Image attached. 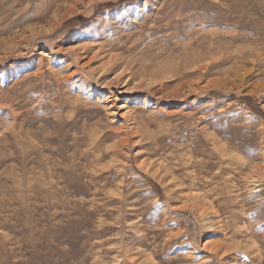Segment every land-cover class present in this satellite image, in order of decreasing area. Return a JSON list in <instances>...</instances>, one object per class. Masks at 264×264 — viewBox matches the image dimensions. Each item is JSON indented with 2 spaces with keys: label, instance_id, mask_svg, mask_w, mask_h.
<instances>
[{
  "label": "rangeland",
  "instance_id": "374dc122",
  "mask_svg": "<svg viewBox=\"0 0 264 264\" xmlns=\"http://www.w3.org/2000/svg\"><path fill=\"white\" fill-rule=\"evenodd\" d=\"M0 264H264V0H0Z\"/></svg>",
  "mask_w": 264,
  "mask_h": 264
},
{
  "label": "bare ground",
  "instance_id": "6f19581e",
  "mask_svg": "<svg viewBox=\"0 0 264 264\" xmlns=\"http://www.w3.org/2000/svg\"><path fill=\"white\" fill-rule=\"evenodd\" d=\"M56 9H57V8H56ZM161 13H162V12H161ZM165 25H166V24H165ZM141 27L143 28V26H141ZM144 27H146V25H145ZM151 29H152V28H151ZM143 30H145V29H143ZM152 30H153V29H152ZM146 31H147V30H146ZM144 32H145V31H144ZM225 154H226V153H225ZM189 160H190V159H189ZM238 160H239V159H238ZM246 164H247V163H246ZM246 164H245V163H242V164H239V163H238V167H239V166H245ZM250 164H252V163H250ZM202 166H203V165H202ZM170 167H172V166H170ZM250 167H251V166H250ZM184 171H185V170H184ZM204 171H205V170H204ZM206 172H207V171H206ZM169 173L171 174V172H169ZM205 174H206V173H205ZM199 175H201V173H199ZM243 175H244V174H243ZM181 176H182V177L185 176L184 178H187V177H188V176H186V174H182ZM209 176H210V175H209ZM224 176H225V175H224ZM199 177H201V178L198 179V177H197L196 180H198V181L200 180V184H199V185L202 186V187L212 185L213 180H214V178L211 177L210 180L208 181V180H207L208 178H207V176H205V175H204V176H199ZM220 177H221V176H220ZM220 177H219V178H220ZM11 178H12V177H11ZM11 178H10V179H11ZM13 178H14V177H13ZM19 178H20V177H19ZM93 178H94V177H93ZM183 180H184V179H182V184H183ZM219 180H220V179H219ZM221 180H222V179H221ZM12 181H13V180H12ZM14 181H16V180L14 179ZM225 181H226V179H225ZM196 183H197V182H196ZM192 184H194V183H192ZM23 186H24V185H23ZM23 186H22V187H23ZM22 187H21V190H22ZM19 188H20V187H19ZM19 188H17V189H19ZM24 188H25V187H24ZM15 190H16V189H15ZM22 191H23V190H22ZM22 191H21V192H22ZM227 191H228V190H227ZM211 192H212V195L215 196V194H216V189H215V188L212 189ZM13 193H14V191H13ZM218 193H219V192H218ZM221 193H223L222 190H221ZM224 193H225V191H224ZM18 194H19V193H18ZM20 194H21V193H20ZM22 194H23V193H22ZM16 195H17V194H16ZM218 196H219V194H218ZM16 197H18V196H16ZM206 197L209 198V195L207 194ZM18 198H19V197H18ZM220 199H221V198H220ZM222 200H223V199H222Z\"/></svg>",
  "mask_w": 264,
  "mask_h": 264
},
{
  "label": "trees",
  "instance_id": "16d2710c",
  "mask_svg": "<svg viewBox=\"0 0 264 264\" xmlns=\"http://www.w3.org/2000/svg\"><path fill=\"white\" fill-rule=\"evenodd\" d=\"M247 101V100H246Z\"/></svg>",
  "mask_w": 264,
  "mask_h": 264
}]
</instances>
